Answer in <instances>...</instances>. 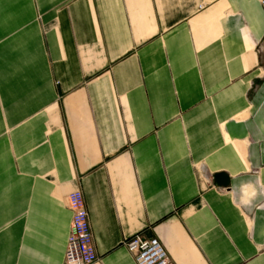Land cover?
<instances>
[{
	"label": "crops",
	"instance_id": "crops-1",
	"mask_svg": "<svg viewBox=\"0 0 264 264\" xmlns=\"http://www.w3.org/2000/svg\"><path fill=\"white\" fill-rule=\"evenodd\" d=\"M264 264V0H0V264Z\"/></svg>",
	"mask_w": 264,
	"mask_h": 264
},
{
	"label": "built area",
	"instance_id": "built-area-1",
	"mask_svg": "<svg viewBox=\"0 0 264 264\" xmlns=\"http://www.w3.org/2000/svg\"><path fill=\"white\" fill-rule=\"evenodd\" d=\"M67 206L72 216L63 264H91L96 261L97 255L81 191H72L67 195ZM125 244L137 264H169L166 251L156 239H143L135 234Z\"/></svg>",
	"mask_w": 264,
	"mask_h": 264
}]
</instances>
